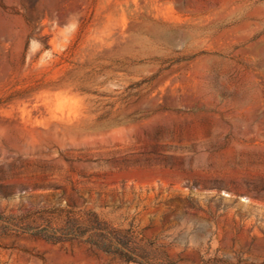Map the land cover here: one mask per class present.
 I'll return each mask as SVG.
<instances>
[{"label":"rangeland","instance_id":"obj_1","mask_svg":"<svg viewBox=\"0 0 264 264\" xmlns=\"http://www.w3.org/2000/svg\"><path fill=\"white\" fill-rule=\"evenodd\" d=\"M53 209L264 264V0H0V215ZM0 264L127 263L0 230Z\"/></svg>","mask_w":264,"mask_h":264},{"label":"trees","instance_id":"obj_2","mask_svg":"<svg viewBox=\"0 0 264 264\" xmlns=\"http://www.w3.org/2000/svg\"><path fill=\"white\" fill-rule=\"evenodd\" d=\"M0 230L5 235H28L53 245L85 244L127 264H180L132 227H117L91 211L78 214L70 209H53L20 217L0 215ZM201 264L245 263L213 256Z\"/></svg>","mask_w":264,"mask_h":264}]
</instances>
